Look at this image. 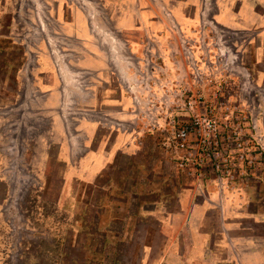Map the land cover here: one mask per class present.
I'll use <instances>...</instances> for the list:
<instances>
[{"label":"rangeland","instance_id":"rangeland-1","mask_svg":"<svg viewBox=\"0 0 264 264\" xmlns=\"http://www.w3.org/2000/svg\"><path fill=\"white\" fill-rule=\"evenodd\" d=\"M102 3L0 0V264H182L167 236L199 219L184 204L235 185L246 211L264 207V27L208 22L138 54ZM40 96L63 97L54 116Z\"/></svg>","mask_w":264,"mask_h":264},{"label":"crops","instance_id":"crops-1","mask_svg":"<svg viewBox=\"0 0 264 264\" xmlns=\"http://www.w3.org/2000/svg\"><path fill=\"white\" fill-rule=\"evenodd\" d=\"M261 1L262 11L259 13L255 10V3H260L258 0H103L102 4L108 13V19L115 22L114 29L109 34H118L126 41L131 52L138 53L144 36L152 39L162 49V43L170 35L176 38L177 33L179 37L185 38L183 40L199 35L208 36V22L216 26L219 32L222 29H249L256 25L264 27V0ZM97 15V11H91V17ZM172 25L178 31L171 34ZM173 47H176L175 44ZM51 58L53 59L52 55ZM100 60L103 65L104 61ZM40 64L39 75L46 81L49 79L47 77H52L51 67L47 62ZM86 65L94 69L100 68L101 64L96 60H88ZM40 97L43 100L48 98L49 102L45 104L50 106L48 116H54L52 107L59 110L57 106L62 103L60 101L63 97ZM91 157L85 169L88 179L94 178L102 166L100 156ZM234 189L235 185L230 186L227 192L219 195L215 191L207 192V195H211L209 199L205 195L206 202L210 203L208 205L201 203L193 208L190 203L183 205L184 213L191 210L189 218L194 209H198L199 219L191 223L190 220H185L184 214L181 224L172 226L167 236V260L176 259L182 264H264V232L261 237L254 232V225L264 227V207L246 211L245 207L249 205L243 204L242 197ZM261 195L258 194V197ZM217 196L220 197L219 202L216 200ZM211 203L214 204L209 206ZM213 209H218L215 211L220 220L214 229L206 228L202 218ZM248 219L251 220L247 223ZM179 234L182 236L183 246L181 255L178 249L180 242L176 240L180 237Z\"/></svg>","mask_w":264,"mask_h":264},{"label":"built area","instance_id":"built-area-1","mask_svg":"<svg viewBox=\"0 0 264 264\" xmlns=\"http://www.w3.org/2000/svg\"><path fill=\"white\" fill-rule=\"evenodd\" d=\"M189 53H190V51H189ZM129 89L132 91L131 88H129ZM134 98L136 99V101H139L138 98H137V96H135ZM117 127H120L121 129H124V125L123 124H121L120 126H117Z\"/></svg>","mask_w":264,"mask_h":264}]
</instances>
